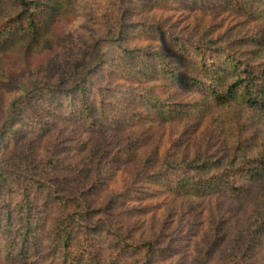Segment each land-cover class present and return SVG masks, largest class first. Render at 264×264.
Masks as SVG:
<instances>
[{
    "label": "trees",
    "instance_id": "16d2710c",
    "mask_svg": "<svg viewBox=\"0 0 264 264\" xmlns=\"http://www.w3.org/2000/svg\"><path fill=\"white\" fill-rule=\"evenodd\" d=\"M200 1L105 0L99 30H94L88 46L92 60L78 61L69 76H61L59 88H37L11 103L0 122V153L20 139L22 121L33 119L39 135L50 126L28 114L30 102L40 100L54 105L55 118L63 125L83 124L93 134L105 128L124 130V153L138 160L131 191L138 195L150 196L156 186L161 193L190 197L236 195L243 185L261 182L264 148H257V138L226 143L216 155L154 161L136 130L191 119L223 122L219 118L224 110H233L237 117L247 111L252 119H264V7H259L264 0ZM173 4L188 10L183 17L188 21L186 36L169 30L177 23L169 22L171 16L160 15ZM81 5L82 0H0V55L16 48L28 54L49 48L58 23ZM256 21L255 34L245 32L248 23ZM94 82L101 85L90 90ZM28 156L17 151L11 161L0 163V264H156L164 248L150 239H135L134 232L120 230L121 223L113 222L117 220L111 209L128 196H111L105 218L92 222L98 210L88 200L110 177L101 158L93 170L92 158L86 156L85 167L74 174L75 181L87 180L92 169L89 186L63 192L39 178L42 170L36 166L24 168ZM262 201L245 254L224 264H251L264 238ZM102 246L107 261L100 257Z\"/></svg>",
    "mask_w": 264,
    "mask_h": 264
},
{
    "label": "rangeland",
    "instance_id": "374dc122",
    "mask_svg": "<svg viewBox=\"0 0 264 264\" xmlns=\"http://www.w3.org/2000/svg\"><path fill=\"white\" fill-rule=\"evenodd\" d=\"M104 1L82 0L81 7L72 16H66L58 23L49 48L41 47L30 54L16 48L0 55V122L10 111L11 103L21 94L44 87L57 89L61 76H69L78 61L92 60L89 59L88 46L90 38L93 40L94 30H99L97 25L104 13ZM202 4V1L197 3L199 7ZM177 7L173 4L163 13L159 10L160 15L171 16L169 22L177 23L169 30L172 28L175 34L186 36L188 21L183 17L188 10L181 11ZM259 7L263 8L264 3H260ZM256 26H259L258 21L248 23L245 32L254 35ZM113 54L112 51L110 60ZM98 85L101 83L94 82L89 88L92 90ZM158 95L162 96L159 91ZM63 104L68 105L67 102ZM28 106V114L40 118L41 122H49L50 126L39 135L33 119L22 121L24 127L20 130V139L7 148L8 151H1L0 163L8 159L11 161L14 152H29L30 161L24 168L36 166L42 170L39 178L58 190L70 192L91 184L95 162L101 158L105 175L110 177L106 185L88 200L92 209L98 210L92 222L105 218L104 208L111 196L120 193L128 196L111 209L113 218L117 220L113 222L121 223L123 229L120 230L134 232L135 239H150L164 248L156 264H224L226 261H237L245 254L253 230L258 226L255 220L263 204L264 179L257 184L243 185V190L236 195L190 197L167 191L161 193L158 186L150 196L138 195L131 192L134 190L133 178L137 173L138 160L124 153L127 145L124 130L105 128L103 132L93 134L83 124L63 125L62 120L55 118L56 108L52 103L45 105L35 100ZM69 111L65 107L64 114ZM222 113L219 119L223 122L207 118L196 123L191 119L181 123L141 125L136 130L143 134L142 147L154 161L164 156L182 159L201 153L216 155L226 143L232 146L246 137L259 139L257 148H264V119H252L247 111L239 117L233 110ZM86 156L92 158L93 170H90L89 179L75 181L74 174L85 167ZM112 161L116 162L112 164ZM139 208V212L135 211ZM257 246L251 264H264V238ZM102 247L100 257L107 261L108 252L106 247Z\"/></svg>",
    "mask_w": 264,
    "mask_h": 264
}]
</instances>
